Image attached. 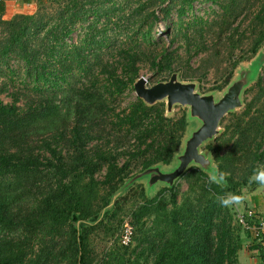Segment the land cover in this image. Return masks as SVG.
<instances>
[{"label":"trees","instance_id":"16d2710c","mask_svg":"<svg viewBox=\"0 0 264 264\" xmlns=\"http://www.w3.org/2000/svg\"><path fill=\"white\" fill-rule=\"evenodd\" d=\"M7 1L35 4L36 10L6 17ZM119 1L0 0V264H233L242 248L230 210L220 201L247 185L264 159L262 75L246 93L258 88L256 95L246 99L243 110L228 115L223 135L206 146L225 183L193 168L206 181L181 202L176 186L148 198L143 185L136 184L143 203L131 216L139 231V251L131 255L132 244L119 243L99 257L91 236L117 218L122 199L135 186L100 221L76 226L97 220L131 176L135 160L140 172L170 164L187 127L186 111L168 117L165 102L148 106L136 97L129 111L116 112L114 103L127 81L111 61L116 41L101 20L123 10ZM198 1L216 3L221 11L211 20L188 23L186 16ZM174 8L178 27L171 45L160 55L146 50L142 43L151 45V28ZM139 9L148 29L138 30L135 50L126 52L124 69L133 84L143 59L170 76L176 72L171 47L178 40L186 47L178 63L184 67L182 74L177 71L181 79L201 83L212 69H228L227 78L212 90H222L239 64L264 47V0H149ZM84 25L83 38L72 42ZM238 50L241 56L235 59ZM201 53L205 56L194 70L200 75L191 79L190 62ZM251 247L264 261L262 246Z\"/></svg>","mask_w":264,"mask_h":264},{"label":"rangeland","instance_id":"374dc122","mask_svg":"<svg viewBox=\"0 0 264 264\" xmlns=\"http://www.w3.org/2000/svg\"><path fill=\"white\" fill-rule=\"evenodd\" d=\"M148 1L149 0H141L137 4L138 0H134V4L132 5L129 4V0H120L118 3L123 5V10H115L113 11V15L108 18L105 17L101 20L103 26L104 24H107L106 31L108 35H110V37L116 41V43L111 46L113 48H111V57H109L114 63L117 69V73L127 81V85L122 89L121 93L118 94V97L114 103L116 112H122L123 110L129 111L130 106L135 102V99L137 97L134 89V84L129 82V75H127V71H125L124 65L126 61V52L132 51L133 49L135 50L134 42L132 39L136 37V33L140 28L144 27L145 29H148V22L143 23V17L142 15H140L139 9L141 4H148ZM35 10L36 5H26L24 7L22 6V4L19 5L18 2L16 3L11 1L7 4L6 17H10L16 13L31 14L34 13ZM220 11V6L216 3H213L211 1H198L195 2L194 8L192 10H189L188 16H186V21L192 24L196 20H211L212 18H214V16H217ZM160 16L161 18H163V14H160ZM85 27L86 25L79 26L77 28L73 35L72 42H77L81 38H83ZM177 27V14L176 9L174 8L168 19H162V21L155 23L151 28L153 37H150L152 42L151 45L142 43V46H144L146 50L151 47L154 50L155 54L160 55L163 49L171 45V38L175 35ZM137 38L138 41H141L142 35L139 34ZM208 40L209 44H211L212 39ZM245 47L247 48L248 46L246 45ZM171 49H176L174 52L175 61L173 64V68L176 72L180 71L182 74L184 67H181L180 65H178V63L180 62V59L185 55L186 47L180 40H178L173 44ZM239 54V50L235 52V59H237L238 56L240 58L241 55ZM204 56L205 54L201 53L200 55H198V57H194L191 60L190 64L193 69V71H190L191 76L193 77L191 79H194L200 75L197 72H194V70L198 68ZM227 73V68H221L219 71H215L214 69H212L204 78L200 79L201 83L199 90L202 93L212 91L213 87L221 85L223 83V81L227 78ZM261 75L264 80V66L261 70ZM138 78H144L146 80L147 86H153L158 82L168 80L170 78V75L165 70L158 71L151 66L148 59H143L139 64ZM100 79V82L102 84H107V80L105 79V77L100 76ZM256 92H258V88H255L253 91L246 94L245 100L247 99V101H250L256 95ZM4 98L6 101L11 100V97L9 96H4ZM184 111L185 109H183L182 107L176 106L174 109L175 117H181L182 114H184ZM226 117V120L222 124L223 129H225V126L230 123L229 117ZM226 147L228 148V146ZM227 148H224L223 152H225ZM204 150L207 149L205 148ZM124 162L125 158L121 159L120 166ZM140 169L141 166L139 165V161L135 160L130 167V175L132 176L139 173ZM261 169H264V159L258 163L256 171ZM104 175L105 170L97 174V178L99 180H102ZM253 177L254 175L247 185L241 187L238 193L231 192L226 195V198L232 195L241 197V200L238 204H233L228 207L231 214V222L236 231V236H238L239 242L242 243V248L237 251L236 258L233 264H264V261L261 257L262 253L257 250V248L251 247L252 244L259 243L264 250V232L260 235V237H257L251 229H246L238 221L239 214L245 212L246 210L253 209L256 212V216L254 219L248 220L250 225L256 228L259 225L258 221H262L264 223V184L255 181ZM204 180L206 181V179H199L196 169H190L187 175L183 176L176 184V193L179 202L185 199L192 187H197L198 189L199 184H202ZM142 185L144 187V184ZM134 186L133 191H131L130 193H128V191V195L122 199L120 212L117 218L101 225L91 236L93 245L96 248L99 257H102L104 255L103 253H108L114 246L119 245L120 242L118 235L120 234L123 221L125 219L131 221L132 213L143 203V198L141 197L139 191L140 188L136 187V185ZM162 188L163 187H159L156 192L160 191ZM191 192L192 196L194 191L191 190ZM154 193L148 197L151 198L152 196H154ZM166 195H169V193H166ZM153 218V214L146 217V227H149L151 225V221ZM85 224L86 223L84 222H77L76 226H82ZM137 237H139L138 229L136 238L134 239L132 245L128 248V252H131L129 255L133 254L132 250L139 251V249L137 250L139 246ZM121 250L123 249H120V251Z\"/></svg>","mask_w":264,"mask_h":264},{"label":"water","instance_id":"95a60500","mask_svg":"<svg viewBox=\"0 0 264 264\" xmlns=\"http://www.w3.org/2000/svg\"><path fill=\"white\" fill-rule=\"evenodd\" d=\"M263 66L264 47L252 59L239 64L231 80L222 90L216 89L206 93L199 90V81L183 80L179 72L172 73L168 80L153 86H147L144 78L136 79L134 82L136 95L146 105L153 106L165 102L168 117L174 115L176 106L185 109L187 121L185 134L170 164L158 163L127 178L111 195L107 207L101 211L97 220L85 221V225H93L111 213L116 202L136 184H144L147 197L154 192L155 196L159 192H156L159 187L174 188L194 167L207 174L212 181L225 183L220 177L213 152L206 146L215 143L225 132L222 124L226 116L245 108V95L258 82ZM205 148L207 150H204Z\"/></svg>","mask_w":264,"mask_h":264},{"label":"built area","instance_id":"2783aa9c","mask_svg":"<svg viewBox=\"0 0 264 264\" xmlns=\"http://www.w3.org/2000/svg\"><path fill=\"white\" fill-rule=\"evenodd\" d=\"M255 210L249 209L245 212L239 214L238 221L239 223L245 227L246 229H251L257 237H260V235L264 232V223L262 221H258L259 225L258 227H252L248 220L254 219L256 214ZM135 234V227L133 224L128 220L125 219L123 221L120 235H119V242L123 246H129L133 243V238Z\"/></svg>","mask_w":264,"mask_h":264},{"label":"clouds","instance_id":"9594fccd","mask_svg":"<svg viewBox=\"0 0 264 264\" xmlns=\"http://www.w3.org/2000/svg\"><path fill=\"white\" fill-rule=\"evenodd\" d=\"M221 178H223L222 174H221ZM253 179L261 184H264V169L256 171ZM240 200H241L240 196L232 195V196L222 199L220 201V204L224 207H230L233 204H238Z\"/></svg>","mask_w":264,"mask_h":264},{"label":"crops","instance_id":"0c3cea01","mask_svg":"<svg viewBox=\"0 0 264 264\" xmlns=\"http://www.w3.org/2000/svg\"><path fill=\"white\" fill-rule=\"evenodd\" d=\"M8 2H11V1H7V4H8ZM13 2H16L17 3V1H13ZM19 4V3H18ZM20 5V4H19ZM26 5H35V4H22V6H26Z\"/></svg>","mask_w":264,"mask_h":264}]
</instances>
